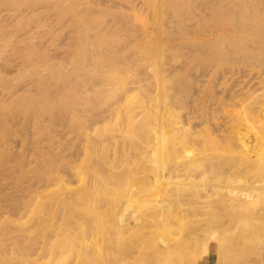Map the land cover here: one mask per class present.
Instances as JSON below:
<instances>
[{
  "label": "bare ground",
  "instance_id": "obj_1",
  "mask_svg": "<svg viewBox=\"0 0 264 264\" xmlns=\"http://www.w3.org/2000/svg\"><path fill=\"white\" fill-rule=\"evenodd\" d=\"M163 4L165 18L171 27L158 30L161 26L155 24V28L152 29L156 30L159 36H165V40L170 42L168 45L165 44L168 47L165 51L161 37L157 36V38L141 32L142 37L147 39L143 44H146L145 49L148 51L139 52L142 55L141 59L129 60L132 54L124 52L126 49L122 46L119 47L120 36L118 35L120 32L132 34L134 32L132 27L125 30L123 26L136 27L135 25L138 26V22L141 21L122 10L121 13L114 12L117 16H112L113 24L106 25V22L102 24L97 34H102V37L91 51L86 50L88 34L79 31L69 33L67 38L71 42L67 51L68 59L65 65L53 64L55 70L52 72L40 75L47 71L49 66L39 65L40 59H43L40 52L33 55L32 74L44 78L56 75L64 82L61 87L55 85L54 98H47L50 103H40V110H43V113L49 112L52 106L62 102L65 117L70 115V118L75 120L78 116L85 115L86 120L91 123V128L85 130L79 127L74 131L75 137L82 145V157L76 166L70 168L74 179L78 181V186L80 183L75 192L76 198L67 197L63 177L51 170L45 175L41 174L37 182L35 181L36 185L31 184L29 180V184L27 181L25 184L24 182L14 183L11 190L16 191L18 195L22 191V184L27 190L23 189V191L30 192L27 198L25 197L26 201L22 200L20 205L15 204V201L14 204L9 202V199L7 202L6 193L0 195V211L7 212L12 208L11 210L16 209L18 212L24 210L23 213H27L30 211L27 210L28 208H34L37 214V217L34 216L33 221L30 222H20L22 219L20 216L18 219L9 216L2 218L4 223L0 225V264H20V261L26 258L23 255H29V247L22 246L25 242L22 240L24 242L22 243L19 240L23 237L27 239L26 234L31 236L33 227L35 231L37 230L36 232L45 235L50 228V211L54 205H63V212L67 211L69 214L65 217L66 220L62 219L64 223H59L62 220L58 222L62 226L59 227V233L55 234L54 240L48 241L51 248L49 247L46 252L43 251L44 245V247L39 246L43 254L46 252V257L50 254L53 258L57 256L56 260L54 259L57 264H102L104 259L101 260L100 256L98 258L94 254L91 256L88 251L94 253L96 250L105 249V255L111 256V248L107 250L106 248L108 242L113 241L106 238L107 232L103 235L107 246L104 238L105 245L99 249L100 241L98 244L96 240H92V244L86 246L80 245V237L75 232L77 227L91 228L83 227L89 224L88 219L91 216L88 215L91 213L94 216L97 208L91 206L90 209V205L87 204L89 208L86 209L89 213L85 215L89 217L88 219L84 217L78 219L73 215L74 210L85 209L86 200H94L92 201L94 205L95 196L102 193L101 197L96 198V201L98 200L96 204L98 205L100 201L104 205L113 202L110 208H106V205L102 206L112 211V216L110 212L109 215L111 228L115 234L111 236L109 232V237L114 238L116 235L120 242L119 248L117 240L113 243H116L117 247L111 246V243L110 246L113 249L118 248L119 254L124 257L117 259L116 262L105 259L108 263L121 264L139 253L141 264H197L199 258L207 255L208 246H201V240L195 237L198 236L197 232H203L206 229L210 235L206 231L204 234L215 237L211 243L216 245V264H225L226 260L230 263L226 256L230 254L226 246L228 241L224 237L228 230L226 228V231L219 233V229L224 225L220 223L219 217L221 215L236 218L239 216L237 219H242L240 215H248L259 222L255 229H264L262 225L264 220V131H259L262 127L260 125L264 122L259 117L262 121L255 120V123L253 118L255 115L257 117L258 111L254 110V107L259 105L251 106V103L257 102L254 101L257 97L264 98V70L261 71L263 74L261 81L258 79L257 85L254 84L258 88H254L255 91L260 93L253 96L254 91L250 92V90V93L246 95L247 99H250L248 103L245 102L248 108L243 105L244 103L239 102V97L231 105L229 99L232 97L227 92V76L235 80L236 84V77L234 78V75L232 77L231 72L236 71V76L239 73L238 78L240 80L242 78V82L247 84L246 81L254 73L253 71L256 69L260 71V68L264 66V0H163ZM139 27L143 28V26ZM153 35L156 36L154 32ZM109 52H113L112 56ZM166 54L176 58L177 61L170 64L169 60L166 61L168 58ZM178 62L179 67L173 65ZM223 65L228 70L225 72L226 70L223 69L224 74L220 71ZM199 69L208 70L209 74H206V77L211 78L214 84L210 81L211 85H209V79L206 78L208 83L203 82L207 84L199 86L192 94L190 90L197 85L187 78L186 72L191 70V76L192 71L198 73ZM242 72L245 74L241 75ZM202 74H199L198 79L203 78H201ZM217 76L221 78L214 80ZM230 77L229 80H231ZM255 77L259 78V74ZM3 78V75H0V80ZM255 79H253L254 82H256ZM148 80L156 84L153 91H150ZM197 81L196 79L193 82L200 83ZM216 81L218 82L215 84ZM170 83H173V86H167ZM228 83H230L228 86L232 85L231 82ZM235 84L234 88H237L235 86L239 84ZM222 88V91L226 90L225 95H227L226 92L229 94L230 106L233 109L236 108L233 112L240 107L239 110H242L237 112L236 117L232 115L233 112L231 113L230 116H233L231 121L233 120L232 123L235 121L236 126L232 125L229 128L231 130L228 129L229 132L221 128L227 116L223 117L224 121L220 124L218 122L220 116L217 117L215 114L222 108H219L221 102L214 92L217 93V89L221 91ZM25 89L7 94L1 93L0 96L19 99ZM29 89L30 87H27L26 90ZM199 89L200 91L197 92ZM241 89L237 92L244 90V88ZM229 90L233 92L234 89L231 86ZM244 92L246 94L245 90ZM217 95L219 96L218 93ZM216 97L218 98L216 101L220 102L219 104L216 102L217 105ZM249 107L253 108L254 114L255 112L257 114L254 115ZM224 108H227V105ZM224 112H219V115H225ZM0 120L7 123L4 113L0 116ZM85 123L86 121L80 122L81 125ZM229 123L231 126L232 123ZM255 124L258 125L255 126ZM243 127L253 132L254 138L249 137L253 138L252 141L248 140V135L245 136ZM250 143L253 146L251 148ZM235 163L245 165L247 169L243 168L248 171H244L249 174L244 175L249 176L241 179L243 174H235V171H232L235 169L233 168ZM236 175L240 177H235ZM108 179L113 183L105 182L109 181ZM102 184L106 189H103V186L101 189ZM13 194L15 196V192ZM100 198L102 200H99ZM85 210H83L84 213H86ZM102 213H100L102 218L99 219L105 220ZM194 216L203 219L197 218L198 220L192 222L187 220ZM69 220H72V226ZM32 222L33 227L30 226ZM236 223L234 225L237 226L238 223ZM95 225L92 227L95 228ZM183 228H188L189 233L179 238L176 231ZM109 231L112 233L111 229ZM24 232L28 233L22 237ZM239 238L249 248L255 247L256 240L259 239V237L254 238L243 233L239 234ZM28 239L27 241H31ZM27 244L31 245V242ZM79 247L80 250H77ZM59 251L62 252L57 255ZM105 255L102 257L105 258ZM116 255L112 254V259H115ZM235 255L232 256H235L236 262L232 263L250 264L246 261L250 258L245 257L247 254H244V258ZM31 256L28 257L31 258ZM241 258L245 259L246 263H241L242 261H239ZM251 260L253 261L254 258ZM106 261L105 264H107Z\"/></svg>",
  "mask_w": 264,
  "mask_h": 264
},
{
  "label": "rangeland",
  "instance_id": "obj_2",
  "mask_svg": "<svg viewBox=\"0 0 264 264\" xmlns=\"http://www.w3.org/2000/svg\"><path fill=\"white\" fill-rule=\"evenodd\" d=\"M122 10L126 11L128 14L134 15L138 21H141V22H138V26L134 24L136 27H134V26H123V29H125V30L131 29V27H132V30H134V32H132V34L120 32V35H118V36H120L118 39L119 47L122 46L123 49H126L124 52H128V54L131 53L132 56L129 58V60L135 61L137 59L142 58V55L139 52H142L143 50L145 52L148 51L145 49L146 44H143L144 41H147V39L142 37L141 32H144V33L146 32L145 35L151 34L149 36L157 37L160 34L158 35L156 30L152 29L155 24L161 26L160 28H158V30L164 29V27H171L167 22L168 20L165 18V8H164L163 0H40V1H36V2H34L32 0H0V75H3V77H4L2 80H0V94L1 93L7 94L9 92H15L16 90H21L23 88L27 89V87H30L29 90L25 89L24 92L22 91L24 94H22L21 98H19V99H13L12 97H9V96H0V116H2V113H4L6 121H7V123L5 124L2 120H0V195L2 196L6 193L7 194L6 197L8 196V198L5 199L6 201H7V199H9V202L13 203L15 201L14 203L15 204L19 203V205H20V202L22 200L26 201L25 199L28 196L27 194L30 192L29 191H28V193L25 192L27 190L24 188L23 185L27 182L29 184V181H31L30 182L31 184L36 185L38 177H40L41 174H44V175L47 174L48 172H50V170L52 172L55 171L54 172L55 174L59 173V175L63 177L64 186L67 188L65 191L67 194V197L71 198V199L76 198L75 192L78 190L80 183L78 186V181H76L74 179V176H73L72 172L70 171V168L76 166L78 164V161L82 157V152H81L82 145L80 144L79 140H77V138L75 137L74 131H76V129H78L79 127H82L85 130L90 129L91 123L86 120L87 117L85 115L78 116L75 120H72L70 118L71 117L70 115L65 117L64 116L65 111H63V109H62V106H63L62 102H61V104H55L54 106H52V109L49 112L43 113L44 111L40 110L39 104L40 103H50V100L47 98L48 97L51 99L54 98L53 95L56 91L55 85L57 84L58 87H61L62 85H64V82L62 81L61 77H57L56 75L55 76H47L46 78L40 77V75L48 74L49 72H52L53 70H55V68H53V64L65 65V62L68 59V57H67L68 52L67 51L69 50L70 42H71L67 38L69 33L79 31V32H83V34H88V36L86 38V50L91 51L93 49L95 43L99 40V38L102 37V34L97 35L98 32H100V29H101L100 27L102 26V24L104 22H106V25L107 24L109 25L111 23L113 24L112 16H117L116 14H114V12L121 13ZM139 26H143V28H141ZM150 26H152V27H150ZM91 27H95V28L90 29ZM120 27L122 28V26H120ZM96 29H97V31H96ZM152 31L156 34V36L153 35ZM94 32L95 33L97 32L96 35ZM131 35H133V36H131ZM159 37L162 38L161 43H163V45H164V47H163L164 51L167 50L168 47H166L165 44L168 45L170 42H167L165 40V38H164L165 36H163V37L159 36ZM39 52L43 56V59H42L43 61L40 59L41 62L39 63V65L47 64L49 67L47 68V71H44L40 75H35V74H32V71H34L33 55H35ZM109 53L112 56L111 53H113V52H109ZM166 56L168 57L166 59V61L169 60L170 64L177 61L176 58H171L167 54H166ZM5 61H7V62H5ZM9 61H10V63H9ZM142 62H143V60H142ZM173 65L176 67H179L177 65H180V63L179 62L174 63ZM223 67H225V66L223 65L222 68L221 69L219 68V69H220V71H222L221 73L224 74L228 70H227V67H225V68H223ZM223 69L226 71L223 72L224 71ZM262 69L264 70V66H262L260 68V71H259V69H256L255 71H253L254 73L255 72H257V73H255V74L253 73L251 75V77L249 79H247V81H246L247 84L245 82H242L243 81L242 78H241V80L238 78L239 73L236 76V71L231 72V74H232L231 76L233 77V75H234V78L236 77V84H235V80H233L230 76H229L230 79L233 81L229 80V77L227 76L228 73H226L227 74L226 76L228 78V80H227V78L225 77L227 80V92L230 95L227 92H226L227 95H225L224 92L226 90L222 91L223 88L221 89V91L219 89H217L219 92L216 90L217 93L219 94V96L217 95L216 92H214V95L216 94V96L219 97V101L221 102V103L219 102L220 103L219 108L220 107L222 108V110H221L222 113L224 112L225 109H227V111L225 110L226 113L224 112L225 115H219L221 113L220 110L217 111L218 113L217 112L215 113L217 117L220 116L218 118L219 119L218 122H220V124H221V121L222 122L224 121L223 117L227 116L224 123L221 124V126H222L221 128L227 129L226 131L229 132V130H231L229 128H231L232 125H233V127L236 126L235 121H234L235 124L232 123L233 120L231 121V117H233V116H230L231 113L236 110V108L233 109V107L230 106L229 100H230V103L232 105L236 101V99L239 97L238 98L240 100L239 102L244 103L243 105L248 108V105H245V102L248 103L250 101V99L248 98L249 99L248 100L246 95L249 94L250 92H253V91H254L253 96L260 93L258 91H255V89H258L255 87V85H257L256 84L258 82L257 80L258 79L260 80V78H262V75H263L261 72ZM200 71H201V69L198 70V73H196L195 71L194 72L192 71L191 76H190L191 70L188 71L189 74L186 72L187 78H189L193 84L197 85L196 88L192 87V89L190 90V92L192 94H194L195 90L198 89L199 86L201 87V86H203V84L206 85L208 82H209L208 84L211 85L210 83L214 82L211 80V78L209 79L208 76L206 77V74L207 75L209 74L208 70L206 71L204 69V71L203 70L201 72ZM201 73H203L201 75V78L202 77L203 78L200 80V78L198 79V77H200L199 74H201ZM193 74L196 75V77ZM240 74L244 75L245 73L242 72ZM258 74H259V78L255 77V76H258ZM220 76H222V74ZM220 76H217V78L215 77L216 79H214V80L221 78ZM147 77L148 76H146V78ZM206 78L209 79V81L205 80ZM237 78H238V80H237ZM252 78L253 79L256 78L255 79L256 82H254V80ZM196 79L200 83H196V82L194 83L193 81H195ZM239 81H241L240 84H239ZM148 82L150 84L149 85L150 91H153L156 84L154 82H151L150 80H148ZM203 82H207V83H203ZM217 82L218 81H216L215 84ZM228 82H231V84H232L231 86L236 92L233 90V92H234L233 93L232 90L231 91L229 90L231 86L230 85L228 86V84H230ZM234 84L235 85L239 84V86H235L237 88H234ZM243 84H244V86H243ZM167 86H173V83H170ZM243 88L246 91V94H245ZM82 89L83 88H81V90ZM200 89L197 90V92L200 91ZM240 89L243 90V91H241L242 95H241V92L240 93L237 92V91H240ZM84 90H85V87H84ZM92 94H93V92H92ZM90 95H91V92H90ZM228 95L231 96L232 99H229ZM226 96L228 98H226ZM217 97L215 99V103L216 102L218 103V101H216V100H218ZM240 98H242V99H240ZM258 98L259 97L254 99V101L255 102L257 101V102L251 103V106H252V104L253 105L254 104L259 105V107L254 105L255 106L254 110L257 109L258 114L260 112V115H258L257 112H255V114H257V117H256V115L254 114L253 108L251 109L249 107V109L253 110V114L255 115V117L253 118L254 121L255 120L256 121L257 120L262 121V119H263V122H264V112H263L264 111V106H263L264 105V98H261V97H260V99H258ZM261 102H263L262 105H260ZM217 103H216V105H217ZM223 104H224V106H223ZM226 105H227V108H224V107H226ZM249 106H250V104H249ZM228 107L231 109H229ZM260 107H262V108H260ZM240 108H238V110L236 112H233L232 115H234L236 117V115H238L237 112H242V110L241 111L239 110ZM261 109H263V111ZM229 110H230V112H229ZM227 112L230 114H228ZM253 114L250 116L251 118L253 117ZM228 116H230L229 119H228ZM235 117H234V120H235ZM259 117L262 119L260 120ZM68 118H69V120H68ZM226 120H227V124H226ZM82 121H86V123L81 125L80 122H82ZM256 121H255V123H256ZM229 122L232 123L231 126H229V124H230ZM257 125L255 124V126H257ZM241 126H242V123H241ZM260 126H262V127H260L261 129L259 131L263 132L264 131V123H263V125H260ZM97 127H99V125H97ZM243 130L246 133V135H245V133H244V135L245 136L248 135V138L254 136V134H252L253 132L251 130L249 131V129H247V128L245 129V127L242 128V131ZM250 134H251V136H249ZM253 138H249L248 140L250 141V139H251V141H252ZM249 145L251 148V146H252L251 143ZM238 163L240 164V162H238ZM232 164H233V162L230 163L231 166H232ZM233 166H235V167H233L235 169L232 170L233 168H231V170L235 171V174H237V175H238V173L243 174V175H241V177H242L241 179H243V177L245 176L244 174L248 173V172H245V171H248V170L244 169V168L247 169V167H245V165H238L235 163ZM227 167L229 168V166H227ZM88 172H92V171H88ZM248 174L244 178L249 176ZM237 175L235 177H240ZM23 182H24V184H22V186H21L22 191L19 192V195L16 193V191L11 190V188L14 187V183H23ZM105 182L113 183V182H111V180H109V181L106 180ZM102 186H103V189H106V187H104L105 186L104 184L101 185V189H102ZM99 188H100V186H99ZM23 189L25 191H23ZM98 191H100V190H98ZM13 192H15V196H14ZM102 195H103V193L98 195V196L101 197ZM98 196H95V202H94L95 206L93 205V202H92L94 200H91V199L86 200V203H85L86 205L87 204L90 205V209H91V206H93V208H97V209H95L96 211H94L95 217L90 213L88 216H91V218L88 219L89 217H87L85 215V214H87V212L89 213L88 209H86V208H89L88 207L89 205H87V207L85 205L86 210L85 209H82V210L78 209L76 211L74 210V214H73L78 219H82L83 217L88 219L89 224H92V225L96 224L95 228H93L92 225L89 226V224L88 225L85 224L83 228H86V227H89V228L91 227V228L90 229H88V228L80 229L77 227L75 232H76V235H78L80 237V239H79V242H81L80 245L86 246L87 244H92V242H91L92 240H96L97 243L99 244V241H100V244L98 245L99 246L98 249L103 247V245H105V244L107 246L106 238H109V240L112 239L111 241H113V242H108L109 248L108 247L106 248V246L104 247V248H106V250L111 248L110 249V250H112L111 256L105 255L106 254L104 251L105 249H103V250L100 249L101 251L96 250L94 253L90 252V250L88 249L89 250L88 254L90 253L91 256L93 254L97 255L98 258L101 257V260L104 259V260H102V264H105V261L109 260V259H111L113 261L115 260V262H116V260L121 258L122 255H120L118 252V248L120 247V242L117 240V237H115L116 235H114V238L113 237L110 238L111 236H113V234H115V233H113L114 232L113 228H111L112 227V224L110 222L111 217L109 215V212H110L109 208L112 207L111 204L113 202L106 203V201H104L106 203L105 204L106 206H105L104 203H102L100 201V202H98V205H97L96 203L98 200L96 201V198H98ZM92 199H94V198H92ZM10 200H12V201H10ZM16 200H18V201H16ZM90 200H91V202H90ZM99 200H102V199L100 198ZM102 205L105 206L106 208L109 207L108 208L109 210L104 208ZM96 206H98V207H96ZM63 208H64L63 205H54L52 207V209L50 211L51 212L50 213V219L51 220L49 223L50 228H49V231H47L48 233L46 232L45 235H42V234H40V232L39 233L36 232L37 230L36 231L34 230L35 228L33 226H31L33 224V222L31 224L29 223L30 226L34 228V229L33 228L31 229V230H33V232L30 233L31 236H28L29 234H26L27 239L29 238L31 241H27V239H25L26 237L25 238L23 237V236H25L24 235L25 233L30 232V230H29L28 232H24L22 235L23 239L21 238L19 240L22 243L25 242L26 245L25 244L22 245L21 242H19V243L22 246L29 247L28 252H30L31 254L29 253V255H27V254L23 255V257H26V258H23L20 261V264H22L23 262H24V264H26L25 262H28L27 264H31V263L32 264H45V263L46 264H57L54 261V259L56 260V258H57V256H55V254H53V256H55L53 258L51 254L48 257H46L47 255H45V253L47 252V249H49V247L51 248V244L49 242H52L54 240L53 238H55L54 237L55 234L59 233V229H60L59 227L62 226L59 223H62V222L64 223V221L62 219H65V217H67L69 214L67 211L63 212ZM11 209H10V211H7V212L0 211V225L2 223H4V220L2 219L4 216H9L13 219H18L20 216V217H22L20 222H30L34 216L37 217V214L34 212V208H28L27 210H30V211L27 213H23L24 210L18 212V210H16V209H14V210H11ZM103 209H105V210H103ZM83 210H85L86 213H84ZM101 210H103L106 213V215H105V213H102L103 211H101ZM106 211H108V212H106ZM100 213L103 214V217L105 220L99 219V218H102V215L100 217ZM107 213H108V215H107ZM111 213H112V211L110 212V214ZM106 216H107V218H106ZM111 216H112V214H111ZM195 217L196 216L189 217L187 220L192 222V221L199 219L198 216L196 217V219H195ZM238 217L239 216H237V218ZM240 217H242V219L241 218L237 219L234 216L233 217H229V216L224 217V215H221L219 217L220 223H222V224L224 223V225L222 226L223 229L220 228L219 233L222 231H226L225 230L226 228L228 230V232L227 231L225 232L224 237H226V239L228 241L226 246H227L228 254L230 253L229 254L230 256L229 255H226V256H227V259H229L228 261H230V263L227 262V260H226L225 264H228V263L234 264L236 262V260H234L235 259L234 257L236 256L235 254H237L238 257H239V255H240V257H243L244 254L245 255L247 254L245 256L246 258L247 257L251 258V255H252L253 257L251 259L254 258V260L252 261L249 258L250 259V262H249V259H246V261H248L247 263L264 264V244H263V242H264V229L263 230L255 229V226L258 225L259 222L254 221L253 217H249L248 215L247 216H244V215L241 216L240 215ZM94 219H96L95 222H97V223L94 222ZM200 219H203V218H200ZM240 219H241V221H240L241 223L238 222ZM60 220H62V221H60ZM91 221H93V223ZM105 221H107V222L104 223ZM236 221L238 223L237 226L234 225V223H236ZM71 222H72V220L69 223H71ZM225 222H226V225H225ZM262 222H263L262 225L264 226V220ZM71 226H72V223H71ZM106 226H108V227H106ZM109 226H110V228H109ZM92 228H93V230H92ZM97 229H99V230H97ZM108 229L109 230L111 229L112 233ZM102 230L103 231L105 230V231L103 232ZM207 230L208 229H206L204 231L207 232ZM82 231H83V233L81 234ZM84 231H87L88 233L86 234V232H84ZM204 231L203 232L200 231L201 233L197 232L199 237L196 236L195 238H197L198 240L199 239L201 240V246H208V251H210V258H211V260H213V263L215 261V264H216V260H215V249H216L215 246L216 245L214 243H211L215 240V237H208L207 235L209 233L207 232L208 234H204V233H206ZM105 232H107L108 235L107 234L105 235ZM109 232L111 235L110 237H109ZM35 233H37L38 235L37 234L35 235ZM99 233H100V235L102 233V235H101L102 238L99 235ZM176 233L178 234L179 238H182V237H185L188 235L189 229L183 228L179 231L177 230ZM240 233H243L245 235H250L254 238L259 237L260 240L257 238L258 241L256 240L255 247L249 248L239 238ZM33 234L35 235V237H33L34 236ZM52 234H53V236H52ZM49 235H50V237H49ZM87 235H88V237H87ZM103 235H105L106 238H105V236L103 237ZM153 236H151V237H153ZM200 236H203V237L200 238ZM30 237H33L34 239L33 238L31 239ZM35 238H36V241H35ZM104 238H105V244L103 243ZM84 239H86V240L88 239V241L85 240L86 241L85 242ZM115 240H117L116 241L117 246H118L117 249H115V248L113 249V247H117L116 243L113 244L115 242ZM82 241H84V242L82 243ZM28 242H31V245H29L30 243L27 244ZM42 243H44V244H42ZM32 244H34V245L32 246ZM40 245L45 246V247L43 246L44 247L43 251H46V252H44V254L42 252V249L40 250V247H39ZM48 245H50V246H48ZM110 245L113 247H111ZM30 246H32V248H30ZM31 250H33V251L31 252ZM77 250H80V247L77 248ZM115 250H117V252ZM245 251H248V252H245ZM60 252H62V251H59L57 253V255L61 254ZM249 252H250V254H248ZM116 253H117V255H116ZM208 253L209 252H207V255H208ZM112 254H113V256L116 255L115 259H112V257H113ZM138 254L139 253H137V255L135 254L134 257H132V258H128L123 263L124 264H127V263L128 264H141V258L139 257L140 254L139 255ZM241 254H242V256H241ZM44 255H45V257H44ZM104 255H105V258L102 257ZM232 255H235V256H232ZM28 256L29 257L31 256L32 259L29 258ZM228 256H229V258H228ZM50 257H52V258L50 259ZM107 257H109V258H107ZM232 257H233L234 261L232 260ZM92 258H94V257H92ZM122 258H124V257H122ZM202 258H199L197 260V264H202ZM239 261H242L241 263H246L245 259H242V258ZM243 261H245V262H243ZM232 262H234V263H232ZM237 262H238V260H237ZM113 263L107 262V264H113ZM123 263H121V264H123Z\"/></svg>",
  "mask_w": 264,
  "mask_h": 264
},
{
  "label": "crops",
  "instance_id": "obj_3",
  "mask_svg": "<svg viewBox=\"0 0 264 264\" xmlns=\"http://www.w3.org/2000/svg\"><path fill=\"white\" fill-rule=\"evenodd\" d=\"M208 255H205L203 258H202V264H215V261L213 263V260H211L210 258V251H208Z\"/></svg>",
  "mask_w": 264,
  "mask_h": 264
}]
</instances>
